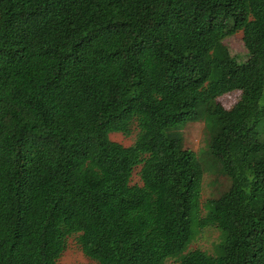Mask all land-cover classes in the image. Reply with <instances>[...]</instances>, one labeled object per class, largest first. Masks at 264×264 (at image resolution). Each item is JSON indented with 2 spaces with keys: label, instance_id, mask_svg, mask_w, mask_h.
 I'll return each mask as SVG.
<instances>
[{
  "label": "trees",
  "instance_id": "trees-1",
  "mask_svg": "<svg viewBox=\"0 0 264 264\" xmlns=\"http://www.w3.org/2000/svg\"><path fill=\"white\" fill-rule=\"evenodd\" d=\"M186 121L231 182L205 204ZM72 237L97 264H264V0H0V264Z\"/></svg>",
  "mask_w": 264,
  "mask_h": 264
},
{
  "label": "rangeland",
  "instance_id": "rangeland-1",
  "mask_svg": "<svg viewBox=\"0 0 264 264\" xmlns=\"http://www.w3.org/2000/svg\"><path fill=\"white\" fill-rule=\"evenodd\" d=\"M225 45L233 55L244 54L246 52L243 44V34L237 33L227 38ZM241 97L240 91H234L218 98V102L226 109L231 110ZM170 138L179 143L183 149L194 151L205 167L204 189L202 193V203L205 204L210 199H215L224 193L230 187V180L224 176L217 165H214L209 154V136L203 121L190 122L186 121L178 126L167 128ZM111 140L124 146H130L135 140V133L131 137H126L122 133H113L110 135ZM139 168L136 169L132 182L140 184L138 175ZM220 234L218 230L210 228L203 230L197 240L192 244V249H200L213 253L215 246L219 243ZM60 264H97L92 259L84 255L76 238L68 240V246L60 259ZM166 264H176L170 260Z\"/></svg>",
  "mask_w": 264,
  "mask_h": 264
}]
</instances>
